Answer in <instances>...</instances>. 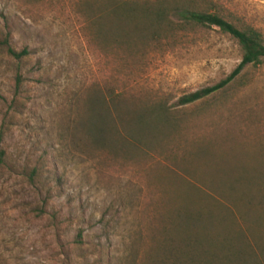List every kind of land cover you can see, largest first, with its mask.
<instances>
[{
	"label": "rangeland",
	"instance_id": "1",
	"mask_svg": "<svg viewBox=\"0 0 264 264\" xmlns=\"http://www.w3.org/2000/svg\"><path fill=\"white\" fill-rule=\"evenodd\" d=\"M79 1L0 0V264H264V59L181 106L238 44L212 29L121 63ZM221 1L264 35V0Z\"/></svg>",
	"mask_w": 264,
	"mask_h": 264
},
{
	"label": "trees",
	"instance_id": "2",
	"mask_svg": "<svg viewBox=\"0 0 264 264\" xmlns=\"http://www.w3.org/2000/svg\"><path fill=\"white\" fill-rule=\"evenodd\" d=\"M76 8L86 39L95 49L116 55L121 63H126L128 58L143 57L151 47L157 49L165 45L171 48L180 39H194L212 29L233 39L241 50L240 63L218 84L181 97L178 101L181 106L224 89L247 66L259 64L264 59L263 33L239 19L221 0H80ZM2 42L8 56L19 60L27 56L25 49L17 53L10 48L7 37ZM19 78L17 75V87ZM149 112L152 123H160L168 116L164 105L151 106ZM142 120L140 117L139 124ZM4 130L2 124L0 139ZM6 162V152L0 148V168H6ZM23 176L33 186L37 169L33 168Z\"/></svg>",
	"mask_w": 264,
	"mask_h": 264
}]
</instances>
